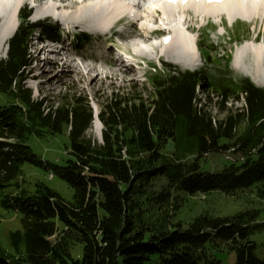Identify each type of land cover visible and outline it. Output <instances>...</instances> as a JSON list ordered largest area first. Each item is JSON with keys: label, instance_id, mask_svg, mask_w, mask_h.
Wrapping results in <instances>:
<instances>
[{"label": "trees", "instance_id": "16d2710c", "mask_svg": "<svg viewBox=\"0 0 264 264\" xmlns=\"http://www.w3.org/2000/svg\"><path fill=\"white\" fill-rule=\"evenodd\" d=\"M39 27L23 16L0 60V200L21 224L9 233L11 251L0 244V264H218L211 255L218 244L236 252V264H264L250 240L264 226V89L222 76L213 84L203 71L168 66L149 79L144 95L114 94L104 104L98 143L85 135L92 109L84 98L64 97L55 106L25 87L28 45ZM52 30L45 28L49 38ZM240 97L241 108H225ZM66 131L73 159L61 166L44 165L26 145L29 137ZM230 150L233 161L223 157L220 171L200 170L205 156ZM24 163L61 179L71 201L40 182L28 190ZM213 192L256 209L178 219L182 194Z\"/></svg>", "mask_w": 264, "mask_h": 264}, {"label": "rangeland", "instance_id": "374dc122", "mask_svg": "<svg viewBox=\"0 0 264 264\" xmlns=\"http://www.w3.org/2000/svg\"><path fill=\"white\" fill-rule=\"evenodd\" d=\"M28 10H30V6L25 5L23 7V11H21V14L27 12ZM36 19L37 17L35 18L33 15L32 18H28V22L33 23L38 21ZM39 20L41 24H45L44 26L50 25L59 27L58 30L60 31V36L57 38V40L59 39L57 43L59 47L65 46L64 38L66 36V30L73 33L74 35L79 32V29L74 30L75 32L71 31L69 28H67L66 26H62L57 20L51 17H47L45 20ZM249 28L253 29L251 23L245 24L239 22L235 24L231 29L226 27V34L223 38L218 37L219 34H222L221 30H216L215 32L208 35L207 31L204 29L202 32H198L197 35H192L193 38H197L200 46L205 45V51L207 53H211L213 55L212 64H207V62L202 59L201 67L193 69V71L201 70L206 72L213 84H216V80L219 78V76L225 77L226 79L228 78L231 81L235 82V84L240 83L243 79L250 80V78L245 75L241 71V69H238L236 67L235 62L237 58H235V61H233V54L235 52V49H238L239 52V50L241 49L239 48V46L242 44V42L247 40V37L252 35V33L250 34ZM259 29L262 32L264 30V25H261L260 23L257 24L256 31ZM84 30L87 31L88 29ZM208 31L211 32L212 30ZM67 39L71 41V45H73V47L75 46V48L77 49V51L70 50L72 46H69L67 44V49L65 50L67 55H72V59L75 61V64H78V58L79 60L84 59L85 68L96 67L98 65V62H93V59L95 57L98 58L99 55L103 53H113V55H117V58H119V60H123L124 65H129L131 64V62L133 63V57L135 55L144 57L153 50L152 47H150V44L139 42L141 43V45L145 44V47L138 50L132 47V57H124L117 51H115L114 47L118 46L119 42V38L117 36H112L109 42H88L85 46L80 47V49L74 37H70L67 35ZM45 45V42L36 44V42L32 39H30L29 41L28 53L30 55L31 61L30 70H32L33 72L32 77H38V82H30L29 80L26 82L25 86L31 90L32 97L34 99L44 98L47 104L55 103V106L60 101L64 100V97L70 98L71 100H73L72 98L82 97L88 102V105L90 106L92 111H100L103 109L104 104L108 102V100L111 99L114 94L123 95L129 93V95L134 94L135 96L136 94L140 93L144 95V91L148 90L149 77L152 74L162 73V71L165 73V71L163 70V64L176 66L180 69H183L180 66L164 61L159 65L160 69L151 73L146 71L144 77V70H147L145 67L137 69L132 68L130 70H127L123 65L121 66L120 72H117V74H115V80L103 79L101 76L92 81L90 85L88 84V87L87 81L84 82V80L79 79L76 76L77 71H70L69 74H66L65 71L67 70L65 68H60V55L55 54V52L49 53L48 49H50V47H48V45L45 49L43 48L40 53L37 51V49ZM127 45L132 46L131 42ZM3 50L4 46L1 49L2 53ZM228 55L230 56V60L226 64V58ZM5 57L6 51L5 56L0 58V60L4 59ZM45 57H49L51 59L48 61H43V58ZM104 57H106V55ZM53 61H57L56 64L59 67L56 65L52 68H49V66L53 64ZM42 66H44L43 68H49L50 70V72L45 76H40L41 69H43ZM103 70H106L104 64ZM90 76L94 77L92 74H90ZM133 85L135 86V88H133ZM257 88L264 89V86ZM196 94L203 101L207 99V96L205 97L206 89H202L200 86L197 88ZM242 105V97H240L238 101L229 99L224 103L226 109L241 108ZM208 109L216 118H221L223 116L221 111L217 109V105H213V103L209 104ZM100 131L101 130H99V133H96L95 129H91L90 127H88L85 135L92 141L100 143ZM66 134L67 131L65 132V134L62 133L56 135H47L42 138L29 137L26 141V145L36 157L42 160L44 165L49 163L52 165L61 166L66 161L73 159V157L69 154V141ZM222 155L223 153H214L210 156H205V159H202L200 161V170L204 173L220 171L223 165H227V162L223 159V157L225 156ZM228 158L231 159L234 157L232 154H229ZM48 174L49 172L44 171L41 167H34L27 163H24L21 166V176L24 178V185L28 190H32L36 182H40L55 190L64 201H71L73 194L72 189H70L61 179L57 178L54 175H52V178H48ZM178 205V210H180L178 219L183 220L184 222H189L193 217L197 216L200 213H207L214 216H226L249 209H256L255 204L246 203L243 201L239 202L235 199L217 194L215 192L207 194L205 196H186L182 194ZM20 229V215L11 209L3 207L0 200V244L2 248L7 251H11L9 233ZM253 231L254 233L250 236V240L254 241L256 244V257L258 260L264 261V226L258 228V230L254 229ZM211 255L213 259L218 261V264H236L237 262L236 252L234 250H228V248L224 247V244H218L217 247L213 246ZM155 263L156 261L153 262V264Z\"/></svg>", "mask_w": 264, "mask_h": 264}, {"label": "bare ground", "instance_id": "6f19581e", "mask_svg": "<svg viewBox=\"0 0 264 264\" xmlns=\"http://www.w3.org/2000/svg\"><path fill=\"white\" fill-rule=\"evenodd\" d=\"M27 1L31 2L36 0H0V18L4 22V28L0 31V58L5 56L7 40L13 35L19 25L20 14L16 13L17 8H19L21 5L25 6ZM41 1H43V4L45 3L44 0ZM258 1L262 0H226L221 4H208L207 6L201 3V6L197 5V7L193 1H189L187 4H185V6L191 4L195 11V15L210 14L214 17L221 15L222 12H225L230 22L237 16L242 19L247 17L251 18L252 21L256 20V24L258 20L259 23L263 21L264 25V2L261 3ZM53 3V1L47 0L45 6L40 8L39 12L34 14L32 12L31 16L34 15L35 18L37 17L44 20L47 17H51L58 22L60 21L62 26H66L71 31L77 29L96 31L98 29V24L102 25L104 23V20L101 18L100 14L105 15L108 19V22L111 23L116 17L126 13V6L124 4L123 9L121 6H119L121 4L114 2L113 4H109L99 0H60L58 5ZM162 4L163 0H158L152 3L147 9H145L143 6L140 7L141 12L137 22H142L140 28L141 30L138 32L135 30L132 35L127 36L126 40L128 41H125V43L128 44L129 41L132 43L135 40L148 43L150 35L152 34H149L146 29L150 26H153L154 24H159L165 28V31L172 35V39L165 49L162 48L164 46L161 45V42L158 43L160 46H162H158L160 51H162L161 54L157 55V57L187 70H192L198 67L196 52L194 48L191 47L193 38L190 35H185V32L180 28L181 25H186V18L189 16L192 17V14L189 11H185L184 9L171 11L172 7L168 3L162 6L161 10L160 6ZM172 6H175V4ZM179 6L180 4L177 5V7ZM157 8H159V11L162 13L158 12L156 10ZM154 9L155 11H153ZM100 33L101 31L97 33L96 36H100ZM133 45L132 46L135 47L136 50H138L137 48H140L139 43ZM3 46L4 50L2 53L1 49ZM141 47L144 48L145 44H142ZM42 49L43 47L39 48V53L42 51ZM55 49H58V47H50L48 51L49 53H54L53 50ZM57 51H55V54L60 55L59 62L61 61L62 63L60 68H65L67 70L65 71L66 74H69L70 71H77L76 76L79 79L84 80V82L87 81V85H90L92 81L103 74L101 70L103 68V59L98 61V65L96 67L85 68V60H79L78 58V64H75L71 54L65 56L63 46H61ZM236 58V67L241 69L245 75L251 78L252 82L257 87H263L264 46L253 45L251 42H248L243 45L239 52H237ZM50 59L51 58L49 57H45L43 58V61H48ZM72 62L74 64H72ZM56 63L57 61H53V65H50L49 68L56 66ZM153 63L155 62L153 61ZM43 67L44 66H42V68ZM49 68L41 69L40 76L47 75L50 72ZM71 68L73 69L70 70ZM90 74H92L94 77H91ZM90 128L95 129L96 133H99L101 126L96 118L91 121Z\"/></svg>", "mask_w": 264, "mask_h": 264}]
</instances>
